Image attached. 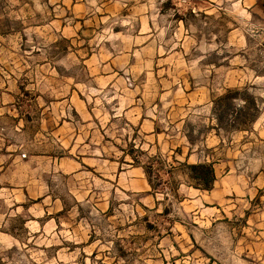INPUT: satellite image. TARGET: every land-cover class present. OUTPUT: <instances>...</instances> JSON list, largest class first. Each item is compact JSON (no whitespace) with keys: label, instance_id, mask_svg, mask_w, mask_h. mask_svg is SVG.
I'll use <instances>...</instances> for the list:
<instances>
[{"label":"rangeland","instance_id":"rangeland-1","mask_svg":"<svg viewBox=\"0 0 264 264\" xmlns=\"http://www.w3.org/2000/svg\"><path fill=\"white\" fill-rule=\"evenodd\" d=\"M0 264H264V0H0Z\"/></svg>","mask_w":264,"mask_h":264},{"label":"trees","instance_id":"trees-1","mask_svg":"<svg viewBox=\"0 0 264 264\" xmlns=\"http://www.w3.org/2000/svg\"><path fill=\"white\" fill-rule=\"evenodd\" d=\"M241 92L239 90H229L226 94L217 99L214 104V111L220 112V119L226 115L232 117L231 128L241 129L247 122H252L255 119V115L249 113L250 108L254 105V98L247 97L245 100L241 99ZM238 101L244 103V105L237 104ZM191 170L190 178L195 181V185L201 189L211 190L214 182L216 181L215 170L212 164H194L189 166Z\"/></svg>","mask_w":264,"mask_h":264}]
</instances>
